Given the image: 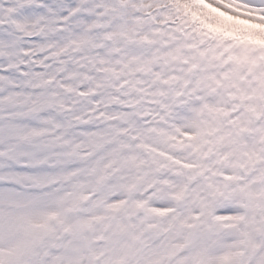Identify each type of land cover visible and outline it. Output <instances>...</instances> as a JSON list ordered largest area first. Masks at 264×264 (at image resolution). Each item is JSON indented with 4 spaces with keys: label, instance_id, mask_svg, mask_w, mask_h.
Masks as SVG:
<instances>
[{
    "label": "snow or ice",
    "instance_id": "obj_1",
    "mask_svg": "<svg viewBox=\"0 0 264 264\" xmlns=\"http://www.w3.org/2000/svg\"><path fill=\"white\" fill-rule=\"evenodd\" d=\"M0 264H264V0H0Z\"/></svg>",
    "mask_w": 264,
    "mask_h": 264
}]
</instances>
